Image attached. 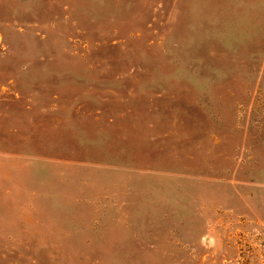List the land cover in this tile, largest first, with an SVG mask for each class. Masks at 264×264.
I'll return each instance as SVG.
<instances>
[{
	"label": "rangeland",
	"instance_id": "374dc122",
	"mask_svg": "<svg viewBox=\"0 0 264 264\" xmlns=\"http://www.w3.org/2000/svg\"><path fill=\"white\" fill-rule=\"evenodd\" d=\"M0 264H264V0H0Z\"/></svg>",
	"mask_w": 264,
	"mask_h": 264
}]
</instances>
